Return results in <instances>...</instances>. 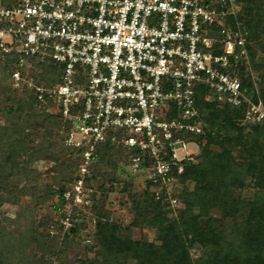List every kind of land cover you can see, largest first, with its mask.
Returning a JSON list of instances; mask_svg holds the SVG:
<instances>
[{"label": "built area", "instance_id": "obj_1", "mask_svg": "<svg viewBox=\"0 0 264 264\" xmlns=\"http://www.w3.org/2000/svg\"><path fill=\"white\" fill-rule=\"evenodd\" d=\"M242 0H18L0 5V63L16 59L11 85L61 118L62 144L79 163L57 195L63 235L86 223L92 243L94 188L86 185L103 145L127 152L125 170L177 210L179 176L196 163L195 94L245 108L242 124L264 125V101L247 50ZM61 66L59 84L28 74L29 62ZM248 76L251 86L243 84ZM69 124V128L66 126ZM53 234V232H51Z\"/></svg>", "mask_w": 264, "mask_h": 264}, {"label": "trees", "instance_id": "obj_2", "mask_svg": "<svg viewBox=\"0 0 264 264\" xmlns=\"http://www.w3.org/2000/svg\"><path fill=\"white\" fill-rule=\"evenodd\" d=\"M17 1L0 0V5L9 8ZM240 22L249 32L247 50L255 72L261 74L258 90L264 101V0H242ZM15 61L8 57L0 63V113L6 119V125H0V205L14 204L17 197L25 195L28 190H18L14 184L21 179L33 181L36 171L30 165L35 161L55 163L53 171L62 177L57 195L72 184L79 163L62 144L61 118L40 110L31 94L23 95L12 87ZM29 65L27 72L34 81L47 86L61 82L60 65L49 60L30 61ZM242 80L251 86L248 76ZM206 96V89H196V109L204 133L194 137L199 147L196 163L185 166L179 176L176 215L172 217L173 210L164 200H157L151 185L144 183L142 194L131 198L134 218L130 227L111 222L103 207V178L107 170L115 172L112 161L127 152L103 145L102 155L86 179V185L95 190L90 207L96 217L92 243L81 245L86 223L74 220V228L64 236L66 248L73 243L88 251L98 247L97 264H264V125L242 124L245 108L208 101ZM33 132L42 135L36 144ZM60 153L65 162H60ZM189 183H194L191 191ZM144 226L155 232L156 243L131 237V228ZM43 228L45 231L36 233L29 226L24 230L27 240L0 231V264H23L26 243L37 245L42 256L25 264H52L46 256L63 250H58L49 229L61 233L63 225L60 220L47 221ZM194 248L201 250L197 258L191 254Z\"/></svg>", "mask_w": 264, "mask_h": 264}, {"label": "rangeland", "instance_id": "obj_3", "mask_svg": "<svg viewBox=\"0 0 264 264\" xmlns=\"http://www.w3.org/2000/svg\"><path fill=\"white\" fill-rule=\"evenodd\" d=\"M251 67L255 76L260 80L261 74L255 72L252 65ZM2 94V89L0 88V101ZM0 125H6V119L1 113ZM246 131L249 132L248 129ZM32 134L37 137L34 142L36 144L42 135L35 134L34 132ZM23 159L25 160L26 157L24 156ZM64 160L65 157L60 153V162ZM112 163V165L116 166L115 172L112 173L111 170H107L106 176L103 178L105 192L103 207L109 213V220L111 222L128 228L134 218L131 198L141 195L145 184L142 179L127 173L124 155L117 156ZM54 166L55 163L48 160L35 161L30 165V169L36 171L33 181L26 182L21 179V181L14 184L18 190L26 188L28 191L25 192V195L17 197L14 204L4 203L0 205V231L6 235L10 233L14 238L23 235L26 236L27 240V234H24V230L29 226L37 233L45 231L43 228L45 222H55L56 215L53 211L62 177L59 175V172L53 171ZM193 187L194 183H189L187 189L191 191ZM178 210H170L171 216H175ZM49 230L53 232V235L50 236L53 237L54 243L58 245V250H63V253L59 251L53 256H46L47 260L52 261V264H89V261L92 260H94L93 264H97L100 261V258L97 256L98 247H95L92 251H88L82 247L85 244L81 242L82 246L73 243L70 244V248H66L64 246V236L66 234L63 235V232L59 233L54 228ZM130 235L134 240L146 239L156 243L155 232L145 226L140 229L131 228ZM23 249V264H25L26 260L33 262L42 256L37 245L26 243ZM191 254L194 258H197L201 255V250L194 248L191 250ZM128 264L135 263L129 261Z\"/></svg>", "mask_w": 264, "mask_h": 264}]
</instances>
